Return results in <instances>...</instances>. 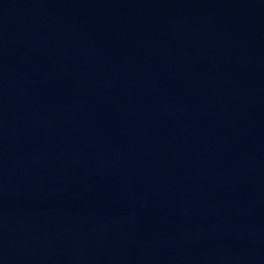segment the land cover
Here are the masks:
<instances>
[{
    "label": "water",
    "instance_id": "obj_1",
    "mask_svg": "<svg viewBox=\"0 0 264 264\" xmlns=\"http://www.w3.org/2000/svg\"><path fill=\"white\" fill-rule=\"evenodd\" d=\"M0 264H264V0H0Z\"/></svg>",
    "mask_w": 264,
    "mask_h": 264
}]
</instances>
